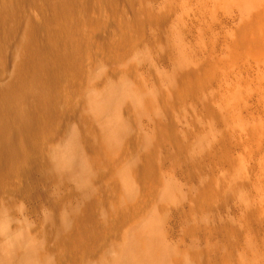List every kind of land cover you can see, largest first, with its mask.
Instances as JSON below:
<instances>
[{
	"label": "rangeland",
	"instance_id": "374dc122",
	"mask_svg": "<svg viewBox=\"0 0 264 264\" xmlns=\"http://www.w3.org/2000/svg\"><path fill=\"white\" fill-rule=\"evenodd\" d=\"M54 1L0 0V90L9 89L0 109L31 115V91L49 99L32 115L36 150L18 138L24 158L1 168L0 246L28 232L51 264H115L156 219L165 264H264V47L245 46L241 28L255 8L243 7L257 1ZM24 42L35 55L25 67ZM51 49L69 66L49 59ZM39 66L55 74L42 78ZM98 93L126 121L108 149L100 134L109 128L93 114ZM79 129L97 156L85 197L60 159ZM53 161L60 182L37 170ZM73 207L85 213L69 222L64 252L52 227Z\"/></svg>",
	"mask_w": 264,
	"mask_h": 264
},
{
	"label": "bare ground",
	"instance_id": "6f19581e",
	"mask_svg": "<svg viewBox=\"0 0 264 264\" xmlns=\"http://www.w3.org/2000/svg\"><path fill=\"white\" fill-rule=\"evenodd\" d=\"M33 1V0H32ZM35 1V0H34ZM59 1V0H58ZM66 1V0H65ZM235 2V0H233ZM237 1V0H236ZM243 1V0H242ZM241 1V2H242ZM257 2H254L253 5L252 4H248L247 5H243L244 7V11H251V9L253 7L254 10L252 11V14L248 17V19L246 21L243 22L241 28H242V31L244 32V36L242 38V41L243 43L245 44V46H248L249 48H252V49H259V48H262L264 47V0H255ZM30 2V1H29ZM50 2V1H49ZM56 2V0L54 1ZM63 2V1H61ZM223 2V1H222ZM239 2V0H238ZM251 2V1H250ZM37 3V1H36ZM59 3V2H58ZM67 3V2H66ZM243 3V2H242ZM241 5V4H240ZM250 5V6H249ZM234 7V6H233ZM2 8V6L0 7ZM87 11V7H84ZM10 9V8H9ZM12 9V8H11ZM93 9V8H91ZM229 9V8H227ZM25 10V9H24ZM58 10V9H57ZM68 10H71V9H68ZM16 11V10H15ZM72 11V10H71ZM70 11V13H71ZM92 11V10H91ZM94 11V10H93ZM235 11V10H233ZM236 11H238V9H236ZM240 11V10H239ZM249 11V13H250ZM95 12V11H94ZM229 12V11H227ZM13 13V12H12ZM66 13V12H65ZM64 13V14H65ZM89 13V11H88ZM232 13V12H231ZM241 13V12H240ZM244 13V12H243ZM248 13V12H247ZM5 13H3L4 15ZM235 14V13H234ZM233 14V15H234ZM237 14V13H236ZM69 15V14H68ZM67 15V16H68ZM228 15V14H227ZM231 15V14H230ZM244 15V14H243ZM63 16V15H62ZM66 16V17H67ZM232 16V15H231ZM238 16V15H237ZM5 17V16H4ZM3 17V18H4ZM233 17V16H232ZM236 17V16H235ZM8 18V17H7ZM65 18V17H64ZM68 18V17H67ZM13 19V18H12ZM46 19V18H45ZM234 19V17H233ZM232 20V19H231ZM3 19H2V14L0 13V30L2 28V25H3ZM7 22V21H5ZM11 22L13 23V21H10L9 23L11 24ZM33 23V22H32ZM10 26V25H9ZM9 26H6V27H9ZM30 28V27H29ZM32 28V27H31ZM30 28V29H31ZM35 28V27H33ZM5 29V28H4ZM28 29V28H27ZM9 30V29H8ZM2 31H3V28H2ZM32 31V30H31ZM40 31V30H39ZM6 32V30L4 31ZM29 32V31H28ZM36 34V33H35ZM43 34V33H42ZM247 38H249L250 40L248 41ZM30 37H28L29 39ZM35 38H32V41H34ZM2 40V38H1ZM0 40V41H1ZM30 41V40H29ZM41 41V40H40ZM241 41V42H242ZM1 43V42H0ZM25 44L22 46L23 50H24V53H23V61L21 64H23V66L25 67V65H30L31 64V60L29 59L30 56L34 55L32 52H31V47L29 45V43L27 42H24ZM36 45V44H35ZM50 45V44H49ZM38 47V46H37ZM48 47V46H47ZM51 47V46H50ZM52 48V47H51ZM21 49V48H20ZM44 49V48H43ZM70 50V49H69ZM45 51V50H44ZM54 51V49H53ZM52 49H51V53L49 54L53 60H55L58 64H60L62 67H68L69 66V63L66 61V60H63L60 56L63 54H61L59 56V51L57 52H53ZM50 52V51H49ZM61 52V50H60ZM254 52V51H253ZM32 53V55H31ZM46 53V52H45ZM22 54V53H21ZM44 54V53H43ZM48 54V53H46ZM35 56V55H34ZM48 56V55H47ZM45 57V56H44ZM43 57V59L45 60V58ZM264 59V58H263ZM42 61V60H41ZM49 61V60H48ZM52 61V60H51ZM71 61V60H70ZM44 63H48V62H45L43 61ZM50 62V61H49ZM72 62V61H71ZM262 62V61H261ZM260 62V63H261ZM56 63V64H57ZM263 63V62H262ZM20 64V60H19V63L17 64L19 66ZM21 64L20 66L18 67V71L20 70V67H21ZM48 65V64H47ZM59 65V66H60ZM22 66V67H23ZM59 66L57 68H59ZM259 67V66H257ZM55 68V67H54ZM15 69V68H14ZM17 69V68H16ZM60 69V68H59ZM65 69V68H64ZM260 69V68H258ZM26 70V69H25ZM63 70V68L61 69ZM16 71V72H18ZM33 71V70H32ZM39 73H40V76L42 78H51L55 73V71H53V69L51 68H48L46 66H39V69H38ZM262 72V75L264 76V70H260ZM25 72V71H24ZM23 72V74H24ZM59 72V70H58ZM57 72V73H58ZM61 74H62V77L65 76V73L63 74L62 72L63 71H60ZM65 72V71H64ZM35 73V72H34ZM67 73V72H66ZM26 74V73H25ZM70 74V73H69ZM57 75V74H56ZM55 75V77H56ZM59 75V74H58ZM64 75V76H63ZM22 76V75H21ZM61 77V75H60ZM122 77V76H121ZM15 78V77H14ZM22 78V77H21ZM16 79V78H15ZM40 79V78H39ZM58 79V77H57ZM61 79V78H60ZM12 81V80H11ZM43 81V80H42ZM58 81V80H57ZM39 82V81H38ZM52 82V81H51ZM14 83V82H13ZM23 83V81H22ZM50 83V82H49ZM12 84V83H11ZM21 84V83H20ZM48 84V83H47ZM13 85V84H12ZM127 85V84H126ZM134 85V84H133ZM132 85V86H133ZM131 86V88L133 89V87ZM129 87V86H128ZM50 88V86L48 87ZM134 88L138 91H140L139 89V85H136L134 86ZM38 89V88H37ZM127 89V88H126ZM4 90V88H3ZM3 90H0L3 92ZM7 90H9L8 88L6 89L5 87V90L7 92ZM11 90V89H10ZM28 90V89H27ZM136 90L135 93H136ZM12 91V90H11ZM116 91V90H115ZM133 91V93H134ZM5 92V93H6ZM39 92V91H37ZM119 92V91H118ZM126 92V91H125ZM11 93V92H10ZM42 93V92H41ZM45 92H43L44 94ZM99 94V93H98ZM112 94V93H111ZM124 94V93H123ZM109 95V94H108ZM107 94H99V97L96 98V101L94 102V108H93V114H94V117L95 119H97V121H100L102 119L103 123L105 124V126H107L109 128V132H106L103 134H100L101 136V143L103 144V147L104 148H107V146H110L111 144L115 145L117 143H121V141L124 139V132H125V122H123V117H122V111H120L118 108H117V104L115 106L114 105V99L112 97H109ZM112 96H117L116 94L115 95H112ZM123 96V95H122ZM1 97V96H0ZM48 98V95L46 96ZM42 99L44 98L43 96L41 97ZM39 96L36 94V92L34 91H31L29 93V97L28 99H30V104L29 106H31V109H32V112H31V115L30 113L28 114L27 112H25L24 110L22 111V108H21V111L18 112V111H15L14 114H5L1 111L0 109V174H1V168L3 166H5L6 164H8L9 162H12V161H22V159L24 158V150L23 152H20L16 149V146H15V143H20L19 140H17L18 138L19 139H24L26 141V146L29 150L31 151H34L36 150L35 149V145H33V143H35V132H34V129H33V125H34V117H32L33 113L36 114V112L40 111L37 109V111L35 112V109L37 107H39L40 105V99ZM116 98V97H115ZM47 100V99H46ZM46 100H41V102L43 103L44 101ZM49 101V99L47 100ZM122 101V99H121ZM48 103V102H47ZM52 103V102H51ZM44 105L45 102L43 103ZM54 104V103H53ZM23 106V105H22ZM24 108H25V104H24ZM41 108V107H40ZM39 108V109H40ZM44 108V107H42ZM26 109H28V107L26 106ZM25 109V110H26ZM30 109V108H29ZM46 109V108H44ZM27 111V110H26ZM12 112V111H10ZM39 114L41 115V112H39ZM38 115V114H36ZM35 115V116H36ZM42 117V116H41ZM104 119V120H103ZM123 119V120H122ZM101 121V123H102ZM35 122H36V118H35ZM87 123V122H86ZM93 124V122H92ZM95 124V123H94ZM100 124V123H99ZM98 124V125H99ZM103 124V125H104ZM37 125V124H36ZM35 125V126H36ZM102 125V124H101ZM102 129H103V126H101ZM96 127V126H95ZM94 127V128H95ZM98 128V127H96ZM107 128V129H108ZM101 129V128H100ZM93 130V129H92ZM88 131V130H87ZM85 131L79 129V131H76L74 132V134L71 136V140L69 141V143L67 144V146L65 147V149L62 151L63 153L61 154V158L62 159V162H64V164L68 165L70 167V172H69V175H71V177H75L77 178V181L79 182L80 186H81V195L83 197L85 196H88V195H91L90 193V188H89V184H90V181H91V178H92V172L94 170V168L96 167V161L94 160L95 158H93V156H95V152H94V149L90 146V142H88L87 140V135H85L84 133ZM97 132V131H96ZM42 133V132H41ZM92 134V133H90ZM95 134V133H94ZM128 135V134H126ZM97 138V137H96ZM94 140V139H93ZM18 141V142H17ZM24 141V142H25ZM89 143V144H88ZM16 144V145H17ZM101 144V145H102ZM19 146V145H18ZM103 147L101 148L102 151H103V154H102V151H101V154L104 155V154H108L104 152L103 150ZM97 148V147H96ZM95 148V149H96ZM99 149V148H98ZM108 149V148H107ZM106 149V150H107ZM105 150V151H106ZM28 154V153H27ZM35 155V154H33ZM27 155H25L26 157ZM105 156V155H104ZM35 157V156H34ZM97 157V156H95ZM108 158V157H107ZM35 160V159H34ZM33 160V161H34ZM57 160V159H56ZM27 161H28V157H27ZM55 161V160H54ZM54 161L49 163V164H46L44 163V165L42 164L41 166H38L37 167V170L39 168H41V170H45L47 169V167H49V169L51 170V173L53 174V177L54 176H57L59 175V172L60 170H58V164H54ZM30 162V161H29ZM28 162V163H29ZM17 163V162H16ZM27 163V162H26ZM27 163V166L29 167ZM61 162H59L60 164ZM32 164V163H31ZM36 164V163H35ZM62 164V163H61ZM60 164V165H61ZM16 165V164H15ZM19 166V165H17ZM33 167V165H32ZM30 168V167H29ZM36 169V167H34ZM68 171V170H67ZM6 172V171H5ZM31 172V170H30ZM65 172V171H64ZM64 175V174H63ZM63 175H59L58 178H55L56 180H59L60 177H62ZM65 176V175H64ZM51 177V176H50ZM70 177V178H71ZM48 178V177H47ZM63 179V178H62ZM92 191V190H91ZM86 201V200H85ZM84 201V202H85ZM56 202V201H55ZM91 203V202H90ZM49 204V203H48ZM87 204V203H86ZM89 205V204H88ZM52 205L51 207L48 206V208L51 209V211L54 213L53 209H52ZM75 209V207H73ZM57 209V208H56ZM70 209H72V207H70ZM58 210V209H57ZM68 209L66 208V211ZM50 211V214L52 215ZM59 211V210H58ZM62 211V210H61ZM76 211L78 210H75V212L73 211V213H68V216H63L64 219L62 221V215L60 216L58 213V221L60 220L61 218V222L59 221L56 225V226H53V230H54V234H55V239L57 244L61 247V250L65 252L64 248L62 247H71L72 245V242L70 240V237L68 235V232L66 233V228H68L67 226H69V222L70 221H78V220H81V213H85L84 211H81V213H77ZM90 211V210H89ZM66 213V215H67ZM56 214V215H57ZM61 214V213H60ZM49 215L50 219H56V217H54L52 215ZM55 215V216H56ZM52 219V220H53ZM51 220V222H52ZM55 221V220H53ZM155 223H149V226L148 227V232L150 233H157V230L158 229L156 225V219L154 220ZM86 222V221H85ZM89 222V221H88ZM96 222V221H95ZM160 222V221H159ZM158 222V223H159ZM54 223V222H52ZM51 223V224H52ZM161 223V222H160ZM87 224V223H86ZM72 225V224H71ZM92 225V224H91ZM94 226V225H93ZM3 227V226H2ZM73 227V226H72ZM71 228V226L69 227ZM85 228V227H84ZM91 228V227H89ZM153 228V229H152ZM4 229V228H3ZM48 229V227H47ZM72 229V228H71ZM68 230V229H67ZM86 230V229H85ZM88 230V229H87ZM51 232V230H49ZM98 231V230H97ZM163 231V229L161 230ZM88 232V231H87ZM147 232V231H146ZM52 233V232H51ZM50 233V234H51ZM33 234V233H32ZM44 234V233H43ZM90 234V233H89ZM97 234V233H96ZM151 234V235H152ZM151 235H148L147 236H144L142 233H139L137 235H135L133 237L134 239V243L133 244H130L128 245V247L126 248L125 250V253L124 255L122 256V258L119 259V261L117 262L116 260V263L115 264H165L164 261V258H165V254L163 249H161V246H160V242L158 239L152 237ZM79 237V236H78ZM42 238V237H41ZM90 238V237H89ZM45 238H43L44 240ZM84 239V237H83ZM82 239V240H83ZM36 239H29V234L28 232L25 233L24 235H20L17 237V241L6 246H0V264H51V261L49 259H52V258H48L49 256H46L43 254L42 250H41V246L38 245V243L35 241ZM54 240V241H55ZM85 240V239H84ZM91 240V239H90ZM95 240V239H94ZM51 241V240H50ZM73 241V240H72ZM93 241V239H92ZM128 242V241H127ZM25 243V244H24ZM44 244V243H43ZM42 245V244H41ZM46 245V244H45ZM76 246V245H75ZM89 246V245H88ZM123 246V245H122ZM60 247L58 249H60ZM74 247V246H73ZM43 248V247H42ZM45 248V247H44ZM51 248V247H50ZM49 248V249H50ZM75 248V247H74ZM84 247H82L83 249ZM123 248V247H122ZM121 248V250H122ZM125 248V247H124ZM68 249V248H67ZM52 250V249H51ZM48 251V252H51ZM57 250V249H56ZM74 250V249H73ZM72 250V251H73ZM47 251V250H46ZM55 251V250H54ZM67 251V250H66ZM58 252H61V251H58ZM58 252L56 253L57 254V259L60 255H58ZM45 253V252H44ZM47 254V253H46ZM55 254V255H56ZM60 254V253H59ZM63 254V253H62ZM61 254V255H62ZM120 254V253H119ZM48 255V254H47ZM52 256V252L51 254H49ZM54 256V254H53ZM120 256V255H119ZM118 256V257H119ZM55 257V256H54ZM117 257V259H118ZM74 259V258H73ZM59 261V259H58ZM67 262V261H66ZM77 262V261H76ZM56 263V262H55ZM69 263V261H68Z\"/></svg>",
	"mask_w": 264,
	"mask_h": 264
}]
</instances>
